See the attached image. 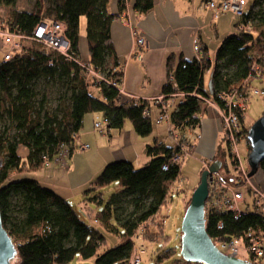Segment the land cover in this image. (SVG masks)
Wrapping results in <instances>:
<instances>
[{
    "label": "trees",
    "instance_id": "16d2710c",
    "mask_svg": "<svg viewBox=\"0 0 264 264\" xmlns=\"http://www.w3.org/2000/svg\"><path fill=\"white\" fill-rule=\"evenodd\" d=\"M127 1L117 0L118 11L112 13L109 0H34L30 11L16 8L17 0H0V8L8 10L7 17L0 21L1 28L23 36L21 48L12 58L0 57V209L3 224L17 245L15 264H71L76 259L90 258L94 264H127L141 227H146L143 235L150 240L164 233L160 213L172 199L183 164L171 161L180 152L177 142L169 145L156 139L147 145L149 160L140 168L123 159L107 163L84 191V195L94 192L85 200L100 207L94 215L95 223H86L67 197L38 179L18 176L47 166L58 158L64 145L68 147L65 157L79 151L76 136L89 112L102 115L108 122L107 133L121 129L126 119L142 137L153 132V121L146 113L148 102L136 103L120 92L124 72L112 41L111 26L125 11ZM153 6L154 0H134V9L140 15ZM82 17L86 19V58L80 46ZM239 17L238 29L223 39L215 59L202 47L196 57L181 56L175 65L173 57L168 59L171 76L162 93L165 98L176 94L170 120L181 133H191L193 137L197 134L206 98L226 107L221 93L246 97L243 85L264 78V0H254L249 11L244 10ZM44 19L66 24L70 41L67 53L33 37L36 25ZM89 68L102 73L105 79L90 77ZM207 71L212 73L213 94L204 83ZM51 85L58 89L59 98L53 111L46 105L45 90ZM237 113L242 123L239 138H247L252 123L247 125L241 112ZM189 140L191 154L195 139ZM223 140L226 149L220 156L217 150L212 160L221 159L219 176L234 180L239 187L245 181L239 174L237 160L230 155L225 134ZM20 145L27 148L25 156L19 152ZM164 164L168 169L162 168ZM260 168L264 173V160ZM113 183L118 189L105 202L102 190ZM189 200L190 197L185 209ZM220 222L222 228L218 227ZM262 227L264 219L254 208L240 215L206 211V228L215 243ZM105 232L118 237L114 246H109ZM166 252L171 253L170 249ZM175 263L203 264L183 259ZM254 263L263 264V260Z\"/></svg>",
    "mask_w": 264,
    "mask_h": 264
},
{
    "label": "crops",
    "instance_id": "0c3cea01",
    "mask_svg": "<svg viewBox=\"0 0 264 264\" xmlns=\"http://www.w3.org/2000/svg\"><path fill=\"white\" fill-rule=\"evenodd\" d=\"M206 1L154 0L153 8L146 14L140 15L134 9V0H128L125 11L112 22V41L124 72L121 87L125 94L122 95L129 99L137 98L140 101H147L148 114L152 121L155 120L159 125L167 123L166 121L157 122L162 107L155 98L163 95V86L171 74L167 66L168 59L173 57L172 62L175 65L181 56L187 59L196 57L199 54L193 48L196 42H200L202 50L208 49L210 53L211 48L215 50L218 47L223 27L228 29L230 24L232 26V23H229L230 17L226 14L218 19L214 18L211 10L206 5ZM108 7L110 12H117V0H109ZM135 34L145 37L148 44L142 59H138L134 55L136 47ZM213 36L218 37V39L214 41ZM80 46L83 58H86L88 48L85 30L84 32L81 30ZM6 49L7 45L0 37V53L3 54ZM211 77V71H207L204 75L205 85H208ZM175 99V97H166L164 103L167 104ZM93 113H95V119L102 116L100 113ZM201 118L200 127L196 130V136H200L195 137L193 154L196 151L203 154V158H201L203 159V169L211 163L217 154L219 135L223 133V128L219 110L214 104L205 106ZM83 128L84 124L79 132L76 144L88 143L90 144V150L93 144L94 150L89 154H97L85 173V177L90 183L107 163L122 159L129 160L132 163H135V161L140 164L146 163L149 160L146 153L147 145L152 144L156 139L168 142L160 138L159 135L163 134L157 128H153V132L149 136H140L135 131L132 122L129 124L124 122L121 129L111 130L108 133L109 139H106L104 135L97 139L92 137V133H96L94 125L93 127H87L85 130ZM172 129L173 126L167 123L166 133L170 135ZM86 151L76 152L85 155L88 152ZM89 154H87V157H89ZM144 160L146 161L143 162ZM61 162L63 161H56L58 164H61ZM48 174L52 175V173ZM47 183L50 184L48 187H53L54 190L60 193L58 184ZM64 191L67 195L63 196L72 200V189L64 188ZM60 194L62 195V193ZM99 209L100 207L96 205V207L90 206L86 210L85 213L90 217L91 223L96 222L94 215ZM109 239L111 240V236ZM115 240L111 241L117 243L118 238Z\"/></svg>",
    "mask_w": 264,
    "mask_h": 264
},
{
    "label": "rangeland",
    "instance_id": "374dc122",
    "mask_svg": "<svg viewBox=\"0 0 264 264\" xmlns=\"http://www.w3.org/2000/svg\"><path fill=\"white\" fill-rule=\"evenodd\" d=\"M254 2V0H247V5L245 7V11H249L251 4ZM16 8L22 9V10H32L34 8V0H17V4L15 5ZM47 7H50V4H47ZM209 8V7H208ZM210 9V8H209ZM212 12V11H211ZM227 15L230 17L229 23H232V26L230 24V27L228 29L223 27L222 33L220 35V41L218 44V47L213 50L211 48L210 55L213 59L216 57V53L218 48L220 47L223 39L235 32L237 28V23L239 22L240 17L237 15H234L230 12H224L220 14L216 19L223 15ZM8 15V10L6 7L0 8V21H2L4 18H6ZM44 17H50V15L44 14ZM215 19V20H216ZM86 26V19L82 17L81 20V30L84 32ZM232 28V29H231ZM0 37L3 39V35L0 34ZM218 37L213 36V40H217ZM22 40V39H20ZM21 48V47H20ZM5 52V51H4ZM3 54L0 53V57ZM137 58V57H136ZM253 86H258L260 89H264V78L261 79H254L253 80ZM43 86V84H42ZM38 91L42 88H37ZM47 93V107L50 110H55L56 107L59 105V98H58V89L55 86H50L49 89L45 90ZM94 94H97L96 90L92 91ZM264 112V94L261 96H252L250 99V103L247 106L246 110V116L245 121L246 124L253 123L261 114ZM95 113L89 112L85 115L84 118V130L87 127H93L95 123ZM125 122L127 124L131 123L130 120L126 119ZM167 125V123H165ZM165 124H157L156 121H153L154 128H157V130L160 129L163 135H159L161 139H165L168 141L167 143L170 145H174L176 142L173 137L166 133V125ZM251 126V125H250ZM249 126V127H250ZM94 130L96 131L95 134L92 133V137L99 138L101 136H105L106 139H109V135L107 131L100 132L96 130L94 125ZM84 133V131H83ZM224 133H220L219 135V141L217 145V150L219 151V156L222 154V152L226 149V144L223 140ZM247 138L243 136V138L240 139L238 142V150H239V156L241 157V160L246 168H248V154L250 150V145L248 144ZM92 144V143H91ZM96 147V145H95ZM94 150V145L92 144V148L90 150L87 149V153L85 155L78 154V152H74L72 157L67 156L64 158V161L61 162V164L56 163V159H53L50 161V163L46 166L41 167V169H33V170H26L24 173L18 174V176H21V178H35L41 181V183L44 186H49L47 182H51L52 184H58V189L62 195H67L66 191H64V188L66 189H72L73 191V199L70 200L74 208L81 214L82 219L90 224L91 219L87 215L86 210L90 206H95V203H91L88 200H85L87 197L93 196L95 193H90L88 195H84L85 189H87L90 186V181L87 180L85 177L86 170L88 169L90 163L94 161V159L97 157V154H89V152ZM19 152L22 156H25L27 153V148L20 145L19 146ZM189 152V151H187ZM87 154H89V157H87ZM203 154L199 153V151H196L194 154H187L183 160L180 162L182 164L181 168V176L177 179L172 199L168 202V204L162 209L160 213V220H164V233L159 235L156 240H150L147 237H144V230L146 227H141V231H139V235L134 238L135 242V249L140 257L141 261L139 264H176L175 262L177 260H182V256L180 253V242H181V220L185 211V203L187 202L188 198H191L192 195V188L198 184L201 178L202 174V167H203ZM144 160L143 162H145ZM113 162V161H112ZM227 162H229L227 160ZM137 163L135 161L134 165L137 168H140L144 165ZM232 168V166H230ZM207 167H204V169ZM240 171V170H239ZM52 173L48 174V173ZM55 174V176H54ZM240 174V172H239ZM53 178H51V177ZM251 183L258 186L260 189L264 191V173L263 169L259 168L258 172L250 177ZM238 187V186H237ZM249 183L245 182L238 188L242 190L245 194V198L248 201V203L253 206V195H251L248 192ZM51 188V187H49ZM53 188V187H52ZM54 189V188H53ZM117 190V185L115 183L105 187L102 190L104 201L106 202L111 194L115 193ZM177 190H179L177 192ZM190 201V200H189ZM243 209L246 208V206L242 205ZM152 230L154 227H150ZM157 231V229H156ZM105 235L109 239L111 236V240L118 238L114 234L105 232ZM109 239L108 244L109 246H114L116 243L114 241H111ZM170 249L171 253L167 255L166 250ZM243 256H245L242 253ZM16 261V260H15ZM71 264H94V259H83V260H74L71 262ZM264 264V259H263Z\"/></svg>",
    "mask_w": 264,
    "mask_h": 264
},
{
    "label": "built area",
    "instance_id": "2783aa9c",
    "mask_svg": "<svg viewBox=\"0 0 264 264\" xmlns=\"http://www.w3.org/2000/svg\"><path fill=\"white\" fill-rule=\"evenodd\" d=\"M247 0H207L206 5L212 11L214 18H217L220 14L224 12H230L237 16H242L245 10ZM67 26L64 22H59L55 20L44 19L39 22L34 31L33 37L37 40H40L47 46L60 51L61 53H67L70 49V41L66 34ZM0 34L3 35V41L7 45L6 51L3 53L4 60L12 58V55L15 51L20 49V39H23V36L18 34L16 31H10L3 29L0 26ZM136 35V34H135ZM136 47L134 50V55L138 59H142L144 51L147 49L148 44L143 36L136 35ZM194 50L199 52L201 45L200 42H196L193 46ZM85 64V62H81ZM259 68L258 66L256 69ZM88 75L94 77L97 80L105 79V76L95 70L94 68L88 69ZM250 84L249 89L247 85ZM243 87L247 90V96H238L237 94H228L221 93L220 97L227 101L226 107H221L217 102L206 98L205 103L207 105H216L219 110L221 117V124L224 127L223 133L227 144L229 146L230 155H232L238 162L239 172L241 178L245 182L249 183L248 191L253 195V206H251L245 198V194L240 190L236 185H234V180L224 179L219 176L218 173H214L209 179V197L206 202V211L214 210L217 212H233L237 215L242 214L245 211L252 210L253 208L261 213L264 219V191L258 186L251 183L250 178L247 176L248 168L243 164L241 157L239 156L238 142L241 137L239 135L242 131V123L240 117L238 116V111L241 112L242 118L245 119L247 106L250 103L252 96H261L264 94V89H260L258 86H253L252 81L250 80ZM121 94H125L120 87ZM176 94L171 97H175ZM165 95H159L155 100L161 104L162 111L157 119L158 123L166 121L171 124L170 120V109L173 107L174 101H171L167 104L164 103ZM135 98V97H133ZM136 103H141L140 99H134ZM163 103V105H162ZM206 105V106H207ZM148 114V106L146 109ZM107 121L103 117L96 118L94 123L96 130L100 132H105L107 129ZM171 136L177 142L180 152L175 154L171 161L173 163H179L183 158L189 153L190 140L195 139L198 136H191V133H181L177 129H172ZM78 136H76L77 140ZM247 142V141H246ZM79 151H85L90 148L88 143H80ZM68 153V147L63 146L62 152L56 159V161H63L64 157ZM164 170L168 169V165L164 164L162 166ZM246 208L243 209V206ZM219 228L223 227V223H219ZM216 245L219 249L227 254L234 255L240 258L250 260L252 262H260L264 259V228H250L243 236L234 237L229 240H223L216 242ZM242 253L245 255L243 256ZM141 261L140 255L134 251L131 258L127 264H139Z\"/></svg>",
    "mask_w": 264,
    "mask_h": 264
},
{
    "label": "water",
    "instance_id": "95a60500",
    "mask_svg": "<svg viewBox=\"0 0 264 264\" xmlns=\"http://www.w3.org/2000/svg\"><path fill=\"white\" fill-rule=\"evenodd\" d=\"M208 88L213 94V78ZM250 145L247 176H254L264 160V114L250 126L247 134ZM223 167L221 159L212 160L202 171L199 184L192 192L181 220L180 253L182 259L203 264H255L254 262L227 254L219 249L206 228V202L209 197V179ZM17 245L3 224L0 209V264H15Z\"/></svg>",
    "mask_w": 264,
    "mask_h": 264
},
{
    "label": "clouds",
    "instance_id": "9594fccd",
    "mask_svg": "<svg viewBox=\"0 0 264 264\" xmlns=\"http://www.w3.org/2000/svg\"><path fill=\"white\" fill-rule=\"evenodd\" d=\"M165 98V97H164ZM208 167V166H207Z\"/></svg>",
    "mask_w": 264,
    "mask_h": 264
}]
</instances>
